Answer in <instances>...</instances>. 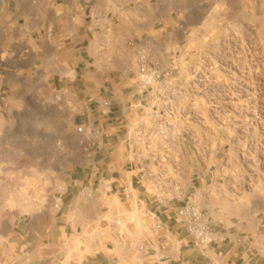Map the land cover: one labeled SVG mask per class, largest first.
Wrapping results in <instances>:
<instances>
[{"label": "rangeland", "instance_id": "1", "mask_svg": "<svg viewBox=\"0 0 264 264\" xmlns=\"http://www.w3.org/2000/svg\"><path fill=\"white\" fill-rule=\"evenodd\" d=\"M15 2L0 0V264H39L64 224L72 173H94L99 179L108 165L118 164L117 152H93L101 135L93 136L98 122H90L88 94L110 89L109 81L96 74L98 61L111 73L106 76L110 81L113 75L129 77L144 42L153 45L155 54H175L178 84L195 98L182 120L194 171V179H188L194 187L185 193L214 216L226 214L233 222L262 217L264 0H190L187 10L173 12L176 31L169 35L133 21L127 26L125 54H98V61L86 57L90 74L81 63L76 74L67 55L45 64L37 54L32 4ZM105 181L101 192L82 198L97 211V225L111 229L104 206L112 201L116 208L125 207L116 189L105 193ZM76 236L57 242L66 263L88 238L86 231ZM128 238L131 243L140 239L134 226Z\"/></svg>", "mask_w": 264, "mask_h": 264}, {"label": "crops", "instance_id": "2", "mask_svg": "<svg viewBox=\"0 0 264 264\" xmlns=\"http://www.w3.org/2000/svg\"><path fill=\"white\" fill-rule=\"evenodd\" d=\"M21 1L16 0V6H20ZM28 1L32 4L31 17L35 20L33 26L37 25V28H34L38 31L37 54L44 57L45 64L48 58H52V63L57 64L60 56L71 57L74 60L72 67L76 74L80 63L90 74L92 63L86 60V57H96L98 61V54H125L128 42L127 26L133 21L137 24L139 22L145 25L151 24L154 31L161 30L165 35L175 32L173 12L187 10L190 2V0H37L35 6L33 0ZM144 35L148 37L147 34ZM112 42L113 44L117 42L116 49L112 48ZM29 54L36 53L31 50ZM96 64H101L96 74H102L104 81H109L110 89L108 94H105L106 91L88 94L90 97L88 105L93 107L92 117L89 120L93 124L98 122L96 132L101 135L100 140L94 142L93 152L108 155L117 152L120 159L117 165L113 167L108 165V170H103L99 179L94 177V173L89 177L72 173L69 183L70 204L64 224L58 229L57 242L61 244L66 238L77 237L76 234L84 231L88 234L87 241L79 247L78 252H75L74 258L66 263L59 254L58 243L54 239L48 254L39 264H180L181 262L209 264L208 258L199 253L192 239L179 225L175 207L181 202L177 200L168 204L169 206H154L149 202V206L160 212L164 230L170 236L165 259L159 258L158 252L155 251L156 246L152 247L141 238L131 243L128 238L130 231L124 238V236L120 237L113 228L97 225V211L92 209L89 202L82 197L84 193L90 192L92 195L97 193L95 191L101 192L99 188L102 186V179L118 180L117 183H113V187L119 193L121 181L131 180L125 160L124 134L120 129V119L123 115L122 108L132 96L128 91L126 78L113 75V80L110 81L106 76L111 73L105 71L103 62L98 61ZM49 72L51 75L54 74ZM55 79L50 77L48 81L54 82ZM60 79L61 77L58 78ZM74 79L67 82L73 83ZM105 100L110 102L108 108L103 106ZM104 125L107 130L113 128L114 134H108ZM193 172L190 182L194 179ZM192 186L189 183L186 192ZM66 193L68 187L61 195L62 203ZM140 193L144 195L143 191ZM186 195L194 197L192 194ZM123 204L128 209V204L126 202ZM201 208L213 218L221 230L231 231L232 238L240 234L247 236L242 244L230 242L231 240L224 242L220 247V253L216 254L218 264H264V213L257 220L250 219L244 223L233 222L231 216L226 214L214 216L204 206ZM152 239L157 242L156 236ZM141 245H144V248Z\"/></svg>", "mask_w": 264, "mask_h": 264}, {"label": "built area", "instance_id": "3", "mask_svg": "<svg viewBox=\"0 0 264 264\" xmlns=\"http://www.w3.org/2000/svg\"><path fill=\"white\" fill-rule=\"evenodd\" d=\"M154 51L150 42L142 43L134 57L136 66L126 77L132 99L122 108L120 129L124 134L125 160L131 180L121 181L120 200L128 204V209L116 208L112 201L106 204L109 224L120 237L134 226L140 238L156 246L154 250L159 258L165 259L170 236L164 230L160 212L149 206V202L154 206H169L177 200L181 202L175 207L179 225L199 253L208 258L209 264H218L216 254L220 253L224 242L242 244L247 236L240 234L232 238L231 231L221 230L200 203L186 195L192 164L182 120L195 98L192 91L178 84L173 65L175 54H155ZM160 57L168 58L170 63L165 65ZM209 104L216 107L212 101ZM109 105V100L103 102L105 108ZM217 113L214 109L215 117ZM94 135L98 139V133L94 131ZM117 182L106 180L105 193L113 192V183ZM153 236L157 237V242Z\"/></svg>", "mask_w": 264, "mask_h": 264}]
</instances>
